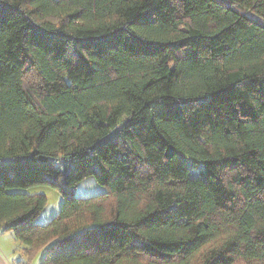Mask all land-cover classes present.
Here are the masks:
<instances>
[{"label": "trees", "instance_id": "1", "mask_svg": "<svg viewBox=\"0 0 264 264\" xmlns=\"http://www.w3.org/2000/svg\"><path fill=\"white\" fill-rule=\"evenodd\" d=\"M0 232L29 263L264 264V0H0Z\"/></svg>", "mask_w": 264, "mask_h": 264}, {"label": "rangeland", "instance_id": "2", "mask_svg": "<svg viewBox=\"0 0 264 264\" xmlns=\"http://www.w3.org/2000/svg\"><path fill=\"white\" fill-rule=\"evenodd\" d=\"M198 167V163H193L192 176L199 175ZM107 190L108 189L106 187L98 182L95 176L87 177L79 182L74 188L68 189L71 194L79 198H91L99 196L105 193ZM24 191L33 195L41 194L47 198V205L37 218L38 224L47 225L60 213L65 197L63 192L59 189H56L50 185H40ZM15 244L16 247L14 246ZM0 246L11 256L13 260L16 258V256H14L15 252L22 249V244L16 240L13 234L0 233Z\"/></svg>", "mask_w": 264, "mask_h": 264}, {"label": "crops", "instance_id": "3", "mask_svg": "<svg viewBox=\"0 0 264 264\" xmlns=\"http://www.w3.org/2000/svg\"><path fill=\"white\" fill-rule=\"evenodd\" d=\"M1 234H3V233H1ZM9 234H11V233H9ZM16 244L14 245L15 247H16ZM11 248H13V247H11ZM11 248H10V250H11ZM14 256H16V258L13 260L11 258V256L7 252H5L3 250V248L0 246V264H40V262L43 258V253H41L40 255L35 257V259L29 263V259L25 255L24 247L22 246V249L17 250L15 252ZM12 257H13V255H12Z\"/></svg>", "mask_w": 264, "mask_h": 264}, {"label": "water", "instance_id": "4", "mask_svg": "<svg viewBox=\"0 0 264 264\" xmlns=\"http://www.w3.org/2000/svg\"><path fill=\"white\" fill-rule=\"evenodd\" d=\"M43 160H46L45 158L41 157Z\"/></svg>", "mask_w": 264, "mask_h": 264}]
</instances>
